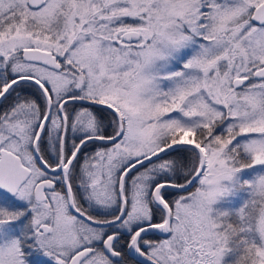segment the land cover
Listing matches in <instances>:
<instances>
[{"label":"snow or ice","instance_id":"snow-or-ice-1","mask_svg":"<svg viewBox=\"0 0 264 264\" xmlns=\"http://www.w3.org/2000/svg\"><path fill=\"white\" fill-rule=\"evenodd\" d=\"M0 264H264V0H0Z\"/></svg>","mask_w":264,"mask_h":264}]
</instances>
